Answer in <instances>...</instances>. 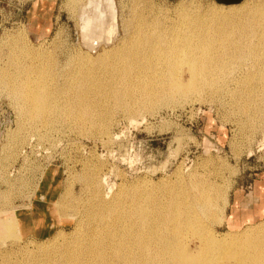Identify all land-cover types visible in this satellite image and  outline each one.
I'll list each match as a JSON object with an SVG mask.
<instances>
[{
  "label": "rangeland",
  "instance_id": "obj_1",
  "mask_svg": "<svg viewBox=\"0 0 264 264\" xmlns=\"http://www.w3.org/2000/svg\"><path fill=\"white\" fill-rule=\"evenodd\" d=\"M77 1L0 0V41L4 40L0 46V67L9 61L12 49L10 40L13 41V38L21 33L20 36L28 42L29 48L46 54V68L50 71L49 75H54L51 77L48 72L46 74V85L50 90L48 100H51L53 108L48 107L40 114L32 113V116L26 114L22 117L9 91L0 87V264H45L51 257L53 258L51 264L56 262L64 264L66 261L60 258L63 250L68 246L70 249H77L92 227L93 220L90 216L92 211L94 213L98 209V199H95L93 191L96 183L92 184L89 181L91 178L97 180V177L102 178V189L107 200L113 199L115 194L123 190L128 200L139 197L147 212H152L150 215L159 211L157 208L160 202L170 201L175 197L180 200V196L184 200H194L195 196L192 194L197 183L206 182L219 189L223 188L226 191V200L220 204L215 195V206L210 215H203L198 209L196 211L197 220L209 230L205 233V241L207 239L215 241L229 233L263 226L264 217L243 218L242 222L250 223L243 224L242 227L228 224L230 219L228 214L232 212L234 206L230 203L235 195L238 197L245 193L246 197L247 194L256 196L258 192L264 193V116L255 115L248 109L246 111L243 102L240 107L242 103L236 100V95L233 97L234 91L237 90L235 86L217 91L214 87H209L200 93H190L175 99L163 97L156 99L158 105L151 99L137 104L135 97L132 100L127 93L122 100L125 102L127 98V101L130 99L132 101L130 100L129 104L126 101L124 104L122 100L113 99V91L117 87L118 90L126 92V85L124 87L122 84L123 77L118 75L115 78L108 75L107 70L101 65V69L97 66L94 69L98 86L93 92L99 91L89 93L91 97L95 95L92 99L88 94L82 113L78 108L76 109L78 113L75 110H73L75 113L67 111L69 109L65 105L67 99L64 93L68 87L71 86L72 89V83H68L66 78L69 71L78 70L79 65L83 63L84 52L89 53L81 40L83 36L79 18L81 13L79 11L87 4V0ZM100 1L104 8L112 3L116 10V28L109 30L112 31L111 35H115L112 46L119 47H122L126 38L123 25L132 18L136 9L137 12L146 14L150 23L158 21L151 17L156 13L160 14L157 19L161 23L173 21L180 24L185 20L187 23L192 21L191 36L196 37L199 34L193 33L201 32L196 17L208 13L212 6L239 5L221 3L218 0ZM152 3L156 6L151 15L149 7ZM188 15L193 17L190 16L188 19L186 17ZM137 19L139 20L138 17ZM137 19L133 22H137ZM132 24L130 27H134L129 28L130 32L135 31L136 24ZM178 32L188 36V31L184 27L178 28ZM92 57L96 58V55ZM17 58L20 62L26 63L23 54ZM97 60L99 59H95ZM108 89H112V92ZM137 92L136 95L139 94ZM40 93L43 94V90ZM151 105L155 107L152 108ZM124 107H127L125 111ZM241 108H244L243 112ZM86 114H92L93 117ZM41 115H44V119ZM249 116L250 118L253 116V120L248 119ZM80 118H83L82 123ZM84 118H87V122ZM88 118L94 120L90 121ZM93 122L95 123L92 126ZM46 171L54 173L56 181L64 187L56 205L59 209L67 205L69 223L65 228L56 229L50 237L37 239L23 234L21 229L19 231L17 218L24 211L31 209L29 207H32L35 191ZM91 200L93 202L90 203ZM218 205L225 206L223 216L217 222L215 215L218 213ZM191 237V251H194L196 239ZM42 246L51 247L42 250ZM225 260L224 264H232L230 259Z\"/></svg>",
  "mask_w": 264,
  "mask_h": 264
},
{
  "label": "bare ground",
  "instance_id": "obj_2",
  "mask_svg": "<svg viewBox=\"0 0 264 264\" xmlns=\"http://www.w3.org/2000/svg\"><path fill=\"white\" fill-rule=\"evenodd\" d=\"M243 1L241 4L238 3L239 5L228 7L212 6L208 13L196 17L198 24H195L201 26V32L196 33L195 31L198 29L193 30L195 32L193 35L199 34L196 37L191 36L192 21L187 20L189 21L187 23L185 20L180 24L173 21L171 23L162 21L161 23L157 19L159 13H156L151 17L158 21L150 23L147 21L149 18H146V14L139 13L136 9L132 18L123 25L126 38L122 47H119L112 46L115 35H111L112 31L109 30L116 28V10L111 5L112 3L104 8L100 0H87V4L81 7V11H79L80 9L78 11L81 12L79 16L83 36H81L83 38L81 40L89 53L84 52L83 63L79 65L78 70L69 71V76L66 78L68 83H72V89L71 86L68 89L65 86L64 94L67 99L65 105L69 109L67 111H76L78 108V111L81 112L88 100V94L99 91L93 92L98 86L94 69L96 66L100 68L103 65V68L107 70L106 73H109L108 75L115 76V78L118 75L123 77L124 83H121L123 86L126 85V87L124 86L126 92H122V89L118 90L119 87L114 86L117 90L113 91L114 98H112L117 101L124 99L127 93L129 97H132V100L135 97L134 100L139 104L149 99L156 102V99L163 97L175 99L190 93H200L209 87H214L217 91L235 86L237 90L234 91L233 97L236 95V100L244 103L245 110L248 109L255 115L264 116V0ZM155 6L152 3V6L149 7L151 15ZM190 16L186 17L189 19L194 15ZM135 19L137 22H133ZM132 23L136 24H134V32H130L131 29L129 31V28L134 27H130ZM181 27L188 31V36L178 32V28ZM20 35L15 36L13 41L10 40L12 49L9 61L0 67V87L9 91L10 97L16 102L18 113L25 117L26 114H40L48 107L50 109L53 107L51 100H48L50 90L46 85V74L48 72L49 75L50 72L46 68V54L29 48L28 42ZM3 41H0V46L4 43ZM20 54H23L25 57L23 60L26 63L18 60L17 57ZM94 55L96 58L92 57ZM95 59L99 60L95 61ZM106 60L109 61L106 62ZM184 69L187 71L185 72ZM100 76L104 75L100 74ZM110 79L112 80V78ZM117 83L116 85L121 84ZM103 85L101 84V86ZM41 90H43V94L40 93ZM135 92L139 94L136 95ZM64 94L62 93V95ZM116 100L115 103H117ZM129 101H127L128 104ZM118 103L120 104V102ZM153 106L151 105L152 108ZM127 107H124L123 110ZM243 109L241 108L242 112ZM60 112L62 113V111ZM73 113L75 112L73 111ZM85 113L88 112L85 111ZM44 115L46 116V114ZM44 115H41L42 118ZM34 116L33 118H35ZM252 117L249 116L248 119H252ZM82 119L80 118V121ZM254 119L256 120V118ZM259 119H261L260 116ZM93 120L90 119V121ZM252 122L249 123L253 124ZM254 123L256 125V122ZM93 179L91 178L89 182L96 183L93 191L95 199H98V209L96 206L97 210L94 213L93 211L92 214L89 212L93 220L92 227L77 249L73 250L68 246L62 253L60 252V258L66 261H63L64 264H224V260L227 258L231 260L232 264H264V225L258 228L253 227L254 229L248 228L238 233H229L215 241L204 240L205 233H208L209 230L197 220L196 211L198 209L203 215H210V211L215 206V195H217L220 204L226 200V191L223 188L219 189L206 182L197 183L194 185L192 194L195 196L194 200H184L181 199V196L180 200L178 197V199L172 197L173 199L170 201L160 202L161 204L159 203L157 208L159 211L150 215L152 212L149 211L150 214L147 212L139 197L128 200L127 194L123 190L115 194L113 199L107 200L102 189V178ZM189 196L191 199V194ZM138 200L139 202H137ZM89 202L91 203L93 200ZM224 206L218 205V213L215 215L217 222L223 216ZM160 209H164V211ZM60 211L62 213L67 211V205L61 207ZM86 219L88 220L87 216ZM191 236L196 239L194 251H191ZM192 241L194 240L192 239ZM48 247L51 246H42L41 249L46 250L44 248ZM59 248L58 251H60ZM53 250L55 249L53 248ZM51 258H48L46 263L43 262L51 264V262L53 263L51 261L53 258ZM223 258L225 259L222 262ZM56 260L54 261L56 262Z\"/></svg>",
  "mask_w": 264,
  "mask_h": 264
},
{
  "label": "crops",
  "instance_id": "obj_3",
  "mask_svg": "<svg viewBox=\"0 0 264 264\" xmlns=\"http://www.w3.org/2000/svg\"><path fill=\"white\" fill-rule=\"evenodd\" d=\"M54 173H46L43 180L38 185L34 200L31 204V209L24 211L19 215V231L29 237L37 239H45L50 237L56 229H62L69 223L68 211L62 213L57 207L64 187L58 183L53 176ZM241 193L238 197H233L232 212L228 214V224L235 225L234 227H242L243 224L250 222L241 220L243 218H262L264 217V193H257L256 196ZM234 208V209H233ZM231 222V223H229ZM241 222V224H240ZM242 225V226H241ZM21 236L22 233L20 232Z\"/></svg>",
  "mask_w": 264,
  "mask_h": 264
},
{
  "label": "water",
  "instance_id": "obj_4",
  "mask_svg": "<svg viewBox=\"0 0 264 264\" xmlns=\"http://www.w3.org/2000/svg\"><path fill=\"white\" fill-rule=\"evenodd\" d=\"M218 1L226 4H238L241 3L243 0H218Z\"/></svg>",
  "mask_w": 264,
  "mask_h": 264
}]
</instances>
